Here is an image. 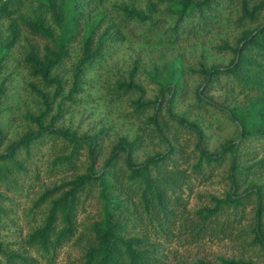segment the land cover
<instances>
[{
  "label": "trees",
  "instance_id": "trees-1",
  "mask_svg": "<svg viewBox=\"0 0 264 264\" xmlns=\"http://www.w3.org/2000/svg\"><path fill=\"white\" fill-rule=\"evenodd\" d=\"M166 1L164 10L154 0L147 2L145 10L116 5L118 20L107 26L106 11L100 9L92 16L85 11L84 0H0V25L9 22L10 31L9 38H0V142L6 138V128L11 120V114L7 115L2 106L11 93L10 78L2 74L3 62L18 41L26 42L22 48L23 61L30 76L37 79L30 87L44 108L24 114L30 126L0 153V182L6 186L18 183L21 173L27 172L25 161L33 157L38 145L48 137L71 149L68 154H60L54 159V167L73 166L83 145L90 147V164L86 171L46 190L37 202L49 204L47 216L43 225L29 235L26 245L51 263L63 247L77 245L82 256L75 264H159L149 238L131 232L133 224L142 219L133 208L139 199L148 225L157 233L167 234L168 227L164 224H169L174 215L175 200L171 195L181 187L186 175L178 165L182 154L171 142L170 133L175 126L186 128L196 137L198 155L192 166L194 171L212 173L230 160V191L223 198L211 196L210 206L193 214L191 235L196 241L201 237H233L253 207L250 231L253 242L264 250V182L241 191L250 175L264 169V158L256 160L252 150L253 145L264 144V22L242 37L237 48H231L227 43L218 48L234 54L228 66L208 67L204 62L197 68L172 66L166 70L164 81L160 80L159 69L155 68L152 79L159 87V94L154 100L145 99V90L135 81L133 73L127 82H118L119 89L139 93L132 103L138 117L143 118L141 126L166 144L164 154L138 163L136 154L143 140L117 135L109 157L97 168L99 141L104 130L94 136L78 137L71 129L56 124L66 113V102L75 101V94L82 91V71L87 64L101 61L109 42H124L128 36L135 35L136 30H141L149 39L164 34L178 38L190 23L204 28L210 25L219 17V7L224 4L238 8L232 22L237 29L258 24L264 15V0ZM78 39L82 44V57L74 69L70 90L63 95L64 84L58 70L67 61L70 46ZM190 73L204 78V91L196 95L198 103L224 113L238 129L236 138L228 139L213 153L206 149L201 126L176 113L186 96V76ZM223 82L248 92V101L240 105L225 104L208 95ZM55 107L56 113L52 115ZM149 109L152 114L146 115ZM91 203L95 213L81 226L78 221L80 208L85 204L91 206ZM0 255L6 264H35L37 261L7 251L2 245ZM184 264L252 263L242 258H220L218 263L198 260Z\"/></svg>",
  "mask_w": 264,
  "mask_h": 264
},
{
  "label": "rangeland",
  "instance_id": "rangeland-1",
  "mask_svg": "<svg viewBox=\"0 0 264 264\" xmlns=\"http://www.w3.org/2000/svg\"><path fill=\"white\" fill-rule=\"evenodd\" d=\"M148 1L104 0L102 3L101 0H84V9L92 16L100 9L105 10L109 26L118 20V14L114 9L116 5H128L145 10ZM154 1L159 2L162 10L167 6L166 0ZM237 10V7L224 4L219 7V17L210 25L204 28L194 26L196 23H190L189 28L178 38L164 34L149 39L141 30H136L135 35L128 36L124 42L118 44L109 42L101 61L94 65L87 64L88 67L82 71V91L75 94V101L66 102V113L57 121V126L71 129L78 137L94 136L104 130L99 141L97 168H100L109 157L117 135L143 140V145L136 154L138 163L156 154H164L166 144L156 134L148 132L141 126L143 118L138 117L139 113L135 111L132 103L139 93L119 89L118 82H127L133 73L135 81L145 90V99L154 100L159 94V87L152 79L155 68L159 69L160 80L164 81L167 77L166 70L172 66L197 68L200 62H204L208 67L228 66L234 59V54L220 51L218 48L224 43L229 44L231 48H237L242 37L264 22L263 15L258 24L237 29L232 25ZM105 29L104 27L102 30ZM9 37V22L6 21L0 25V38ZM28 39L32 40V37ZM25 44L24 40L16 42L3 62L2 74L3 77L10 78L11 93L3 101L2 106L6 109L7 115L11 114V120L6 128V138L0 142V153L10 143L17 141L26 132L28 125L30 126L24 114L44 109L30 87L37 79L30 76L23 61L22 48L26 46ZM81 47V40L78 39L70 46L67 61L58 70L64 84L63 95L68 94L72 85L74 69L82 57ZM186 83V96L178 105L176 113L201 126L209 152L219 151L225 141L237 137L238 129L224 113L198 103L197 92L202 93L205 87L203 77L190 73L186 76ZM50 90L52 92V89ZM208 95L220 103L233 105L244 104L249 97L248 92L226 82ZM55 113L56 107L52 115ZM151 114L152 109L147 110L146 115ZM170 137L173 138L171 142L182 154L178 165L186 175L181 187L171 195V199L175 200L174 215L169 224H164L168 227V232L157 233L148 225L139 199L136 200L133 210L138 213L137 216H142V219L133 224L131 232L149 238L159 264L194 263L198 260L218 263L220 258H242L252 264H264V250L253 242L254 236L250 231L253 225V207L249 209L247 219L237 227L238 231L233 237L211 236L207 239L201 237L196 241L194 235H191L194 227L193 214L202 207L210 206L211 196L223 198L230 191V160L216 167L212 173L208 170L198 173L192 169L194 159L198 155L195 151V135L186 128L175 126ZM253 147V156H257L256 160L264 158V144L257 143ZM70 150L63 142L48 137L38 145L33 157L25 161L27 172L21 173L18 183L6 186L0 182V205L3 209L0 213V245L5 250L35 258L37 260L35 264H75L81 258L79 246L68 245L59 251L57 259L51 263L26 245L29 235L43 225L47 216L49 204L45 202L37 204L39 198L46 190L83 174L90 164V147L84 144L73 166L54 167V159L60 154H68ZM263 182L264 169L260 168L249 176L241 191ZM93 206L91 203V206L85 204L80 208L78 221L81 226L94 215ZM0 264H6L2 255Z\"/></svg>",
  "mask_w": 264,
  "mask_h": 264
}]
</instances>
